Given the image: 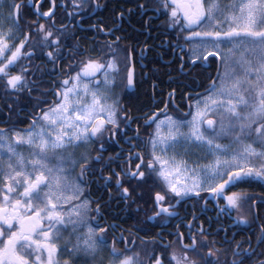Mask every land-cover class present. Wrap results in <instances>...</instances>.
Returning <instances> with one entry per match:
<instances>
[{
  "label": "snow or ice",
  "instance_id": "snow-or-ice-1",
  "mask_svg": "<svg viewBox=\"0 0 264 264\" xmlns=\"http://www.w3.org/2000/svg\"><path fill=\"white\" fill-rule=\"evenodd\" d=\"M44 3L5 0L0 5L7 9L0 12V238H6L0 240V264H30L33 253L34 264H61L55 258L59 252L67 253L63 264H104L105 251L113 258L108 264H137L124 255L127 247L123 251L117 247L135 241H126L127 229L116 234L120 224L107 222L102 209L110 201L122 203L125 209L136 205V211L150 205L153 216L149 219L180 218L183 223L191 217L183 223L187 233L177 225L175 240L161 245L165 251L173 245L180 248V255L173 251L168 264H264V224L257 225L258 234L242 240L236 239V233L229 236V229L218 228L216 232L223 231L225 238L217 247L216 240L208 239L213 233L196 214L198 207L200 212L207 208V198L201 194L209 193L217 200V222L220 213L230 215L236 210L240 213L236 222L251 227L241 209L252 197L224 193L227 186L246 178L264 179V0L223 6L220 0H48L47 10L41 11ZM109 4L110 16L91 19L98 9L108 11ZM58 10L61 19H57ZM133 17L149 34L160 27L178 26L176 43L166 42L173 51L180 47L183 52L180 40L199 38L198 49L207 55L198 52L192 65L214 56L225 67L218 74L219 83L213 81L203 107L196 101L191 121L166 113L164 120L156 114L145 116L147 126L156 124L147 140V153L137 151L139 127H130L138 118L109 87L117 76L126 80L127 87L134 85L129 61L140 42L124 43L133 39L124 27ZM5 24L8 35L3 31ZM17 31L23 39L13 51L7 41ZM85 41H90L88 46ZM26 45L31 49L26 53L29 63L13 74ZM145 50L141 48L142 55ZM178 63L181 70L186 68L183 56ZM97 74L103 80L92 83ZM49 95L55 99L50 101ZM174 96L175 90L168 94L169 102ZM22 101L31 105L26 114L30 122L26 129L17 130L10 125L23 111L18 107ZM213 111L219 118L207 119ZM185 123L188 133L180 131ZM205 123L207 128L202 127ZM162 125L167 127L166 135L161 134ZM130 131L135 135L130 136ZM221 139L229 144L218 142ZM122 142L127 149L121 146L115 155L105 156L109 143ZM182 144L206 146L217 154L215 164L189 167L186 160L166 155ZM24 147L29 149L28 156L18 151ZM53 160L56 165L50 166ZM29 165L32 171H27ZM73 172L74 180L70 179ZM93 184L105 189L107 201L103 196L92 198ZM220 197L226 202L223 206ZM189 199L191 211L181 217L177 209ZM63 205L67 208L61 210ZM208 222L210 228L211 217ZM63 233L69 238L61 249L51 241L61 239ZM158 235L163 239L162 233ZM149 264H164V259L153 251Z\"/></svg>",
  "mask_w": 264,
  "mask_h": 264
},
{
  "label": "flooded vegetation",
  "instance_id": "flooded-vegetation-1",
  "mask_svg": "<svg viewBox=\"0 0 264 264\" xmlns=\"http://www.w3.org/2000/svg\"><path fill=\"white\" fill-rule=\"evenodd\" d=\"M1 4L5 3V0H0ZM30 0H24V3L27 5L29 4ZM59 2V0H58ZM101 3L103 1L101 0ZM48 0H45L43 8H41V11H46L48 8ZM110 9L111 5L108 11H105L103 9H98L96 13H94L91 17L93 21H95L99 17H108L110 16ZM57 16H61L60 11L58 10ZM136 17H133L134 19ZM78 19V18H77ZM87 19V17H85ZM138 21L139 19L136 18ZM132 21V20H131ZM138 25V24H137ZM85 28H87V24L84 25ZM125 31L129 33L132 37L134 35L143 34L142 39H137L135 41H125V44L132 43L135 44L137 41H139V46L136 48V51L134 54L132 53L131 60L129 61V64L131 61L133 62V65L136 66V69L134 70V81L136 82L137 79L144 84V82L148 83L150 75L149 70L147 68L148 63V49H149V43L148 40V32H145L141 27L135 26L132 22L130 24H125ZM137 29H140V31H137ZM136 32V33H134ZM80 35H84L83 32L80 33ZM90 36L91 34L88 33ZM194 38L190 40L187 43H183L180 41V46L183 48V52H181V48L177 47L175 51L172 50L166 43L167 41H171L173 44L176 43L175 40H169L165 39L163 42L165 43H158L159 46L163 47V53L158 50V57L159 61H161L163 58H165L164 63H162L161 70L158 72L160 73V77L158 78L160 80V83L162 84V94H165L164 99L161 102H157V107L152 108V110L147 112H135L132 106V96L131 94H127V91H133L136 89V83L134 82V85L132 88H128L126 86V80L124 83H122V80H118V76L115 80V85L109 84V87L111 88L112 93L116 95V97L120 100L122 106L125 108H128L131 110V114L134 117H137L138 119L136 122L132 123L130 125L131 129H136L139 127L140 132V147L137 149V151H143L147 153L150 151V145L147 143L149 134L153 133L154 124H151V126H147L145 122V116H152L153 114H156L158 116V119L165 116V113L167 115L172 116L174 119H180L183 121H189L190 118L193 115V107L194 103L198 100V98L210 94V90L212 87L213 79L215 73L219 70H221V62L218 57L214 56H208L207 60H196L195 65H192V60L195 59V57H190V45L193 41H195ZM146 41V43H145ZM85 46H88L90 41H85ZM141 48L146 49L141 54ZM179 56H183L184 61L186 63V68L184 70L180 69V65L178 63ZM3 57L1 56L0 59ZM16 65L17 70H20L21 66L27 65L29 61L26 58V55L24 57H20L19 60L16 62L18 63ZM39 63V61H36ZM198 65H201L204 68H208L210 70H214V72L211 75V78L208 82L199 80L196 75V69ZM141 69L142 72L137 74L136 70ZM19 72V71H18ZM18 72H13V74H16ZM220 73V72H219ZM185 77V78H184ZM189 78V80L187 79ZM49 77H45V80H48ZM52 79L58 80V78L53 77ZM97 80H103L102 74H97L96 78L92 81V83H95ZM218 79L216 78V80ZM91 87V84L89 85ZM175 90V96L171 102H169L168 94ZM48 99L50 101L54 100L55 98L51 95H49ZM91 99V98H90ZM89 99V100H90ZM111 102V101H109ZM168 103L167 109H165L164 104ZM3 101H0V106H2ZM20 109H23V111L19 112L18 117H14L15 123L13 125H10L17 130H23L28 127V124L30 122V117H27V112L31 110V105L26 104L23 101L18 106ZM6 112V109H5ZM191 113V115L189 114ZM219 117L216 112H209L207 115V119L217 120ZM206 127L207 124L205 123ZM3 126V125H0ZM129 135H135L134 132L130 131ZM136 143L137 141H133ZM222 144H229V140L227 139H221L218 141ZM121 146H123L125 149H127L128 145L126 142H122L121 145H117L115 143H109L107 145L108 151L105 152V156L109 155H115L117 152L120 151ZM238 147V146H233ZM18 151L23 152L25 156H28L29 149L27 147L20 148ZM80 151H84V149H80ZM94 154V153H93ZM5 160H7V155L5 154L4 157ZM254 163H259V161H254ZM56 161L53 160L51 162L50 166H55ZM115 166V165H113ZM27 171H32L31 166L29 165L27 168ZM78 172V169H77ZM107 175V173H105ZM76 176V172L71 173L70 179L74 180ZM34 179V176H33ZM102 183V182H101ZM22 191V189H21ZM47 191V189H45ZM232 192H242L246 194L247 196L252 197L251 200L247 201L244 204V207L241 209V213L244 214L251 224V227H249L247 224H241L237 223V216L240 213H237L236 210H231V214L228 215L226 213H220L219 214V221L217 222V200L213 198L212 194L209 193H202L201 195L206 196L208 204L207 208L204 212H200L199 207L197 208L196 214L200 217V223H203L205 228H208L210 232L213 233V235L209 236V240H216L217 247H220V244L224 241L225 234L223 231H220L219 233L216 232L218 228H227L229 229L228 235L231 236L232 233H236V239L242 240L247 239V237L252 233L258 234L257 225L264 224V200L261 199V197H264V179H259L256 177H250L246 178L244 181L238 182L235 185H229L225 189L224 195H230ZM91 196L93 199L103 196L104 200L107 201V193L103 187L100 186V184H93L91 187ZM147 199V196L145 197ZM175 203V201H173ZM193 201L191 199L187 200L186 202H182V205L178 207V211L180 212V216L183 217L185 215V212L191 211V204ZM225 200L223 197L219 198V204L223 206L225 204ZM204 202H200V206H203ZM150 205H144L143 209L141 211H136V205H132L130 209H125L124 205L117 204L116 201H110L106 207L102 209L105 217H107V222L112 223L115 221L116 223L121 225V228L117 230L116 234L119 235L121 231L124 229H127L128 231H124V236L126 241L127 240H134V243H120L117 245L118 249L123 251L125 247H127L128 251L126 254H128L130 257H133L135 261H137V264H149V255L155 252L156 255L162 256L164 259V264H168L169 258L172 255V252L175 251L177 255H180V248L177 245H173V248L168 249L165 251L163 247H161L162 244L168 243L170 241L175 240V235L173 233L176 232V226L180 225L179 230L181 232L187 233V229L183 226V223H187L188 220L191 219V217H188V220L181 222L180 218H168L167 221L161 220V218L156 217L154 219H149V217L153 216L152 211L150 210ZM67 208V205H63L62 209ZM95 215V214H93ZM212 218L211 227L209 228V222L208 218ZM101 223H104V221H101ZM86 231V229H85ZM131 233V235H130ZM163 234V239H161L160 235ZM69 236L68 233H63V236L59 240H53L51 242L55 243L58 248H63L66 244ZM6 238H0V240H3ZM188 242L187 240L185 241ZM111 246V232H109V247ZM227 246L226 244L224 245ZM0 247H3V243H0ZM71 247V245H69ZM104 255V264H108L109 260L113 259L111 256L108 255V252L105 251L103 253ZM125 255V253H124ZM189 256H191L194 259H198L193 253H188ZM47 253H44V257L46 258ZM56 259L60 260L61 264H63V260L67 259V253L65 252H59ZM124 256H120L119 259H123ZM30 264H34L35 262V253L29 258ZM172 264H175L173 261Z\"/></svg>",
  "mask_w": 264,
  "mask_h": 264
},
{
  "label": "trees",
  "instance_id": "trees-1",
  "mask_svg": "<svg viewBox=\"0 0 264 264\" xmlns=\"http://www.w3.org/2000/svg\"><path fill=\"white\" fill-rule=\"evenodd\" d=\"M104 2V0H102ZM109 4V8H110ZM30 19H35L34 16H30ZM57 19H61V16H57ZM41 23H46V20L41 19L40 21ZM135 26H139L141 27V22L138 20H136V18L132 19L131 21ZM157 25H159L160 21H156L155 22ZM138 24V25H137ZM198 30V29H197ZM24 31H27V28H24ZM179 31V27L177 26L176 28H167L165 29L164 27H160L158 29H155L151 32V34H148V43H149V49H148V63H150V66H147L148 70H149V75L151 76L152 73H154V66L155 64L159 63V57H158V50L161 51V53H163V47L159 46L158 43L162 44V42L165 39H169V40H175L176 39V34ZM136 33V32H134ZM159 33V35H158ZM185 36L190 35V33L185 32L184 33ZM142 36H144L143 34H139V35H134L133 36V41L137 40V39H142ZM155 37V38H154ZM23 39V36L20 34V32H14L13 34V38L8 40V45L9 47L14 51L15 48L13 47L14 45L18 46L19 44V40ZM199 39V38H197ZM183 43H187L189 41H185V40H180ZM30 47L28 45L25 46L24 49L21 50V55L20 57H24L27 53V51H30ZM7 55H11L10 51H7L6 53ZM134 54V53H133ZM19 64L16 63L14 67H16V65ZM121 68L123 69V65H121ZM19 70H17L16 68L12 69V72H18ZM196 75L198 77L199 80L208 82L211 78L212 73L214 72V70H210L208 68H204L201 65H198L197 69H196ZM153 75V74H152ZM185 78V77H184ZM189 80V78H187ZM118 80H121V77L118 76ZM125 80L122 81V83H124ZM147 88V90L149 89V85H145ZM127 94H131L132 96V106L135 112H145L146 107L148 106L149 102H150V97L148 95H144V94H139V97L136 96V89L133 91H127ZM149 107V106H148ZM125 255L129 256L128 254Z\"/></svg>",
  "mask_w": 264,
  "mask_h": 264
},
{
  "label": "rangeland",
  "instance_id": "rangeland-1",
  "mask_svg": "<svg viewBox=\"0 0 264 264\" xmlns=\"http://www.w3.org/2000/svg\"><path fill=\"white\" fill-rule=\"evenodd\" d=\"M242 2H243V0H220V3L222 6L228 5V4L239 5ZM0 4H1V2H0ZM0 12L6 13L7 9L6 8H0ZM227 26H228L227 24L224 25L225 28H227ZM3 31H4L5 35H8V25L7 24L4 25ZM198 44H199V39H197L191 43L190 53H189L190 57H196L198 52H199V54H201L203 56L207 52L202 48L198 49ZM228 46L230 47V45H228ZM222 47H225V46L222 45ZM208 50L210 51L212 49H208ZM224 72H225V67L223 65V71L221 74H223ZM217 83H219V81H217ZM207 96H209V94L198 98V100L201 101L202 107H203V101ZM195 104H196V102L194 103V107H193V115L195 114V110H196ZM164 119H165V116L159 118L158 120H164ZM191 120H192V117L190 118L189 121H191ZM203 128H207L206 125L203 126ZM155 129H156V124H154L153 133L155 132ZM180 131L182 133H188L190 131V127L187 125V123H185V125L181 127ZM161 134L162 135L167 134L166 125L161 126ZM166 155L175 156L178 160H180V159L186 160L189 164V167H193L196 164H198L200 166H205V165L211 166V165L215 164L216 159H217V154L211 153L206 146H196L194 144L177 145V147L174 150L170 149ZM229 155H231V153H229ZM221 159H223V157H221Z\"/></svg>",
  "mask_w": 264,
  "mask_h": 264
},
{
  "label": "bare ground",
  "instance_id": "bare-ground-1",
  "mask_svg": "<svg viewBox=\"0 0 264 264\" xmlns=\"http://www.w3.org/2000/svg\"><path fill=\"white\" fill-rule=\"evenodd\" d=\"M165 58H163L159 63L155 64V68H154V73L151 74L148 83L144 82V84H142L141 81H139L137 79L136 83V96L139 97V94H144V95H148L150 98V102L148 104V106L145 109V112L152 110V108H156L157 107V102H161L164 97L165 94H162V84L160 83V80L158 79L160 77V73H158L161 70L162 67V63H164ZM162 62V63H161ZM131 65L133 69H136V66L133 65V62L131 61ZM147 66H150V63L147 64ZM137 74H139L140 72H142L141 69H137L136 70ZM145 85H149V89L147 90L148 87H146ZM153 85H155V89L153 88Z\"/></svg>",
  "mask_w": 264,
  "mask_h": 264
},
{
  "label": "water",
  "instance_id": "water-1",
  "mask_svg": "<svg viewBox=\"0 0 264 264\" xmlns=\"http://www.w3.org/2000/svg\"><path fill=\"white\" fill-rule=\"evenodd\" d=\"M129 67H132L131 63H130V66H129ZM217 73H218V72H216V74H215V76H214V79L216 78V76H217ZM214 79H213V80H214ZM212 84H213V83H212ZM132 87H133V86H131V87H128V88H132Z\"/></svg>",
  "mask_w": 264,
  "mask_h": 264
}]
</instances>
